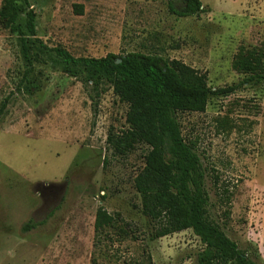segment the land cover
Listing matches in <instances>:
<instances>
[{
    "label": "rangeland",
    "instance_id": "374dc122",
    "mask_svg": "<svg viewBox=\"0 0 264 264\" xmlns=\"http://www.w3.org/2000/svg\"><path fill=\"white\" fill-rule=\"evenodd\" d=\"M199 1L200 14L180 17L178 1L171 11L166 0H28L47 48L36 43L31 68L18 36L0 26V264H197L204 247L191 230L150 239L133 184L150 148L123 158L108 149V133L127 127V106L108 85L64 74L51 49L152 53L205 74L212 90L235 85L245 77L232 67L237 55L264 48V0ZM177 120L205 169L209 218L264 264V81ZM100 207L114 221L95 231ZM27 223L36 228L24 233Z\"/></svg>",
    "mask_w": 264,
    "mask_h": 264
},
{
    "label": "trees",
    "instance_id": "16d2710c",
    "mask_svg": "<svg viewBox=\"0 0 264 264\" xmlns=\"http://www.w3.org/2000/svg\"><path fill=\"white\" fill-rule=\"evenodd\" d=\"M171 11L174 1L183 7L180 17L202 12L199 0H166ZM81 15L83 6L73 5ZM25 15L24 25L18 22ZM35 12L28 0H2L0 26L18 36L24 62L31 68V53L36 43L47 48L36 37ZM60 58L61 71L77 78L85 86L97 90L108 85L113 94L127 106V127L109 132L106 144L112 156H128L137 145L148 146L142 169L133 179L140 196L141 213L151 227L150 239L156 240L185 230H191L203 245L197 264H258L232 241L220 226L208 216V193L205 189V169L181 133L177 115L203 113L211 96H227L244 85L264 81V48L241 52L233 61V69L245 77L235 85L212 90L205 74L178 60L157 54L127 52L108 53L104 57H73L62 48L51 49ZM120 61L117 63V61ZM5 104L0 107L3 114ZM221 202H229V191L211 176ZM114 217L102 207L95 213L94 230L110 227ZM36 228L27 223L26 233Z\"/></svg>",
    "mask_w": 264,
    "mask_h": 264
},
{
    "label": "water",
    "instance_id": "95a60500",
    "mask_svg": "<svg viewBox=\"0 0 264 264\" xmlns=\"http://www.w3.org/2000/svg\"><path fill=\"white\" fill-rule=\"evenodd\" d=\"M120 61L118 60L117 63H119Z\"/></svg>",
    "mask_w": 264,
    "mask_h": 264
}]
</instances>
